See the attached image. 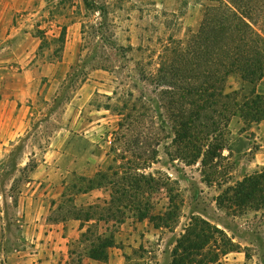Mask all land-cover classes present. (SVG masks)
<instances>
[{"label": "rangeland", "instance_id": "obj_1", "mask_svg": "<svg viewBox=\"0 0 264 264\" xmlns=\"http://www.w3.org/2000/svg\"><path fill=\"white\" fill-rule=\"evenodd\" d=\"M196 1L36 0L20 10L15 23L33 34L39 49L32 58L19 50L5 58L8 50L0 51V217L11 225L3 243L5 237L15 243L17 226L23 237L29 233L25 220L34 208L54 223L69 187L113 168L119 182L142 183L144 194L136 197L149 209L144 220L160 229L154 240L161 261L172 263L186 229L205 220L241 247L215 264H264V193L246 198L239 186L263 173L264 156L255 158L264 131L239 116L249 151L231 150L230 133L216 159L207 157V147L202 154L194 150L196 138L186 149L157 78L166 41L185 40L199 27L203 8ZM227 85L238 90L243 83L233 75ZM140 104L145 121H123ZM205 144L203 136L197 146ZM194 156L198 161L189 165ZM98 197L103 191L80 195L76 203ZM131 218L138 214L128 212ZM69 251L65 264H75Z\"/></svg>", "mask_w": 264, "mask_h": 264}, {"label": "trees", "instance_id": "obj_2", "mask_svg": "<svg viewBox=\"0 0 264 264\" xmlns=\"http://www.w3.org/2000/svg\"><path fill=\"white\" fill-rule=\"evenodd\" d=\"M196 2L203 6L199 27L190 30L185 40L170 37L166 41L159 55L163 68L157 78L164 84L160 86L167 88L163 90L167 94L163 98L165 106L173 109L171 119L181 130L177 133L180 142L188 149L195 138L198 143L206 136V144L199 147L196 143L194 150L202 154L207 147V157L216 159L229 142L232 117L240 116L245 123L247 120L264 121V96L253 92L241 103L237 91L226 93L227 82L233 75L253 85L264 76V0ZM145 112L144 105L140 104L135 105L124 120L123 113L118 115L125 122L142 124ZM119 125L122 127V122ZM154 144L158 147L160 139ZM196 158L190 159L189 165L197 162ZM149 162L152 159L148 158ZM206 162L202 160L203 164ZM119 178V171L109 168L92 179L80 178V185L75 183L69 187L72 194L62 195L58 217L53 222H80V239L70 244L69 251L71 259L77 257L75 264H83L85 258L106 262L128 212H136L139 221L148 217V207L142 209L136 197L144 194L142 183L135 178H121V183ZM239 186L246 198L264 193V170ZM95 190L103 191L104 197L87 205H77V197ZM239 249L241 247L216 226L205 220L195 221L174 248L171 264H215L220 257Z\"/></svg>", "mask_w": 264, "mask_h": 264}, {"label": "crops", "instance_id": "obj_3", "mask_svg": "<svg viewBox=\"0 0 264 264\" xmlns=\"http://www.w3.org/2000/svg\"><path fill=\"white\" fill-rule=\"evenodd\" d=\"M28 1L34 3L36 0H0V51L8 50L10 54V57L7 55L5 58H14L16 50L32 58L39 49V42L33 34L24 31L19 22L15 23L20 10ZM197 4L202 6L200 3ZM5 58L1 56V59ZM242 83V88L238 90L227 85L226 92L237 91L241 103L253 92L264 96V76L254 85L243 81ZM257 127L260 131H264V121ZM229 132L234 138L229 144L231 150L247 152L251 149V140L246 136L239 116L230 119ZM260 156H264V142L255 159ZM32 174L33 177L34 175L38 177L37 171H33ZM46 196L49 197L50 192ZM32 214L34 216H27L25 220L29 233L23 234V237L17 226V239L12 246L9 245L6 237L4 243L2 242L1 238L10 224L6 216L0 217V264H65L69 259V244L80 239L82 233L80 222L69 220L65 223H50L46 216L43 217L42 212L38 213L35 208L32 209ZM159 231L160 229L151 226L149 220L128 219L115 235L116 246L109 250L108 260L101 262L85 258L83 264H171L172 258L161 261L162 257L156 248L157 243L154 239L160 237Z\"/></svg>", "mask_w": 264, "mask_h": 264}]
</instances>
